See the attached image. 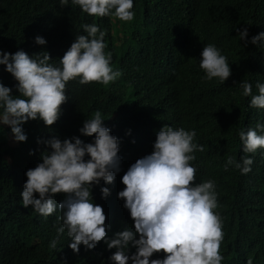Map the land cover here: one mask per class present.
<instances>
[{
	"label": "clouds",
	"instance_id": "obj_1",
	"mask_svg": "<svg viewBox=\"0 0 264 264\" xmlns=\"http://www.w3.org/2000/svg\"><path fill=\"white\" fill-rule=\"evenodd\" d=\"M60 6L72 5L94 17H114L131 22L134 19L133 0H58ZM206 8L207 4H203ZM58 63L47 51L29 55L18 49L13 53L0 50V65L17 82L12 89L0 82V125H7L14 142H24L22 125L30 119H40L52 125L64 105L66 85L97 82L108 85L121 76L111 66L112 54L106 51L105 31L96 23L81 26ZM240 40H246L248 29H237ZM34 42L44 45L37 35ZM259 54L261 68L250 66L245 80L230 77V60L214 43L204 44L199 56L202 79L219 83L231 81L244 105L236 111V126L231 125L232 112L212 111L204 92H195L194 110L206 120L198 131L165 120L176 101V91L162 90L180 77L176 72L167 77L166 70L137 91L147 116L140 121L139 131L130 139L129 148H141L139 156L120 177L124 187L117 192L128 210L129 224L123 230L107 236L106 215L95 204L93 185L113 183L121 171L119 140L103 124L100 110L84 118L78 132L91 137L90 142L73 135L60 139L50 137L40 152V162L28 168L24 175L21 204L47 218L57 210V236L49 247L57 248L58 239L66 234L68 247L74 253L82 244L92 249L103 240L108 249L115 247L109 260L113 264H225L223 226L218 211L226 194L213 179L206 177L224 161L230 170L227 185L247 189L261 186L264 198V31L247 41ZM237 48L230 49L236 54ZM142 50V48H141ZM132 54V53H131ZM147 57V56H146ZM145 57V58H146ZM133 58V57H128ZM126 59V58H125ZM135 59V58H134ZM117 124V123H116ZM40 141H38L39 143ZM31 154V151H30ZM34 193L36 195H34ZM62 193L57 201L54 194ZM102 198L110 194L109 187L100 186ZM135 250L129 253V248ZM163 251L162 258L154 253ZM247 264H252L251 258Z\"/></svg>",
	"mask_w": 264,
	"mask_h": 264
},
{
	"label": "trees",
	"instance_id": "obj_2",
	"mask_svg": "<svg viewBox=\"0 0 264 264\" xmlns=\"http://www.w3.org/2000/svg\"><path fill=\"white\" fill-rule=\"evenodd\" d=\"M132 10L134 19L124 22L114 17L89 16L78 6H60L58 0H0V50L13 53L22 49L30 56L47 51L50 62L55 64L75 36L84 34L81 26L96 23L106 33L105 50L112 54V68L121 72L108 85L69 81L65 89L67 100L60 105L58 119L50 126L40 119L23 123L27 137L24 142H14L9 127L0 125V264H113L109 257L116 249H108L103 240L92 249L81 244L74 253L68 247L70 238L64 234L58 239L57 248H50V241L57 236L59 211L47 218L40 216L31 205L25 208L21 204L20 192L26 180L25 171L40 162V152L47 147L43 141L53 136L63 139L76 135L90 142L92 138L81 135L78 129L84 118L100 110L106 118L103 124L119 140L121 171L112 184L104 185L101 180L100 185H93L91 194L106 215L107 236L127 227L128 210L116 194L124 187L120 180L123 172L140 158L134 155L141 152L138 145L133 150L128 147L140 129V121L147 116L141 96L132 93L136 85L141 84L139 91L144 83L179 65V79L161 87L176 91V101L164 119L198 131L206 120L194 110L197 91L204 92L212 111L218 115L226 110L232 112L230 123L236 126V111L244 105L236 85L231 81L203 80L198 59L203 45L214 43L223 55L234 57L229 62L230 77L237 82L246 79L250 66L260 69L259 54L246 41L264 31V0H133ZM244 27L248 37L240 40L237 29ZM37 35L46 40L44 45L34 42ZM232 48H237L236 54L230 52ZM131 53L140 56L128 58L126 54ZM144 54L146 58L141 56ZM0 82L10 87L14 95L18 94L14 87L17 82L3 65ZM224 162L206 177L226 194L222 211H218L226 223V227L222 223V262L247 264L251 258L252 264H264L261 186L253 184L238 190L228 187L230 170L224 169ZM101 185L110 189L106 198L101 197ZM54 195L57 201L64 198L62 193ZM134 250L130 247L128 251ZM153 255L162 258L164 253L161 250Z\"/></svg>",
	"mask_w": 264,
	"mask_h": 264
},
{
	"label": "bare ground",
	"instance_id": "obj_3",
	"mask_svg": "<svg viewBox=\"0 0 264 264\" xmlns=\"http://www.w3.org/2000/svg\"><path fill=\"white\" fill-rule=\"evenodd\" d=\"M126 56H130V57H133V58H135V59H138L140 55H139V56H136V55H134V54H126ZM141 56H142L143 58H145V57H146V54L141 55ZM176 70H177V65H175V67H174L172 70L166 72V76L169 77V76L173 75V74L176 72ZM22 127H24V126H22ZM32 130H33V129H32Z\"/></svg>",
	"mask_w": 264,
	"mask_h": 264
}]
</instances>
